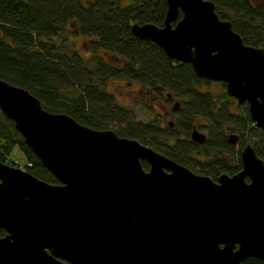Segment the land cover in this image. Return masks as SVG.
I'll return each instance as SVG.
<instances>
[{
	"label": "water",
	"instance_id": "water-1",
	"mask_svg": "<svg viewBox=\"0 0 264 264\" xmlns=\"http://www.w3.org/2000/svg\"><path fill=\"white\" fill-rule=\"evenodd\" d=\"M166 2L164 25L134 22L131 33L224 82L264 128V48L246 44L211 0ZM0 109L58 180L0 161V264L264 261V159L252 144L241 149L238 172L214 179L138 139L51 112L2 78ZM191 139L204 144L207 135L194 126Z\"/></svg>",
	"mask_w": 264,
	"mask_h": 264
},
{
	"label": "trees",
	"instance_id": "trees-1",
	"mask_svg": "<svg viewBox=\"0 0 264 264\" xmlns=\"http://www.w3.org/2000/svg\"><path fill=\"white\" fill-rule=\"evenodd\" d=\"M211 1L246 44L264 48L262 4L252 0ZM167 8L166 0H0V78L31 91L49 111L69 114L89 127L106 129V120L125 121V126L114 130L119 136L143 143L148 140L153 149L214 179L242 168V147L237 150V144L229 142L231 132L240 139L250 136L249 143L264 159V128L256 126L248 105L242 112L234 111L236 99L227 93L215 97L203 90L211 80L199 77L191 63L173 59L153 41L131 33L134 22L164 25ZM71 24L92 38L93 52L113 54L123 62L110 64L98 58L96 68L91 69L79 55L71 58L61 52L66 42L57 39L68 36ZM111 78L137 80L158 97L171 100V94L181 99L174 125L164 130L158 123L134 121L106 91ZM218 83L225 88V83ZM71 87L76 89L68 96L66 90ZM195 125L207 130L202 145L191 140ZM15 148L27 159L25 170L48 182H58L0 109V161L8 163ZM143 166L148 169V162L144 160ZM5 234L0 228V236ZM242 264L264 261L249 257Z\"/></svg>",
	"mask_w": 264,
	"mask_h": 264
},
{
	"label": "rangeland",
	"instance_id": "rangeland-1",
	"mask_svg": "<svg viewBox=\"0 0 264 264\" xmlns=\"http://www.w3.org/2000/svg\"><path fill=\"white\" fill-rule=\"evenodd\" d=\"M89 1V0H84ZM254 2H258L264 6V0H252ZM67 37L64 34L59 37L57 41H64L65 48H61V52L67 53L69 57L72 58L74 55H79L85 63H88V66L91 69L96 68L97 60H104V62H109V58H103V51L93 52L91 48V37H87L77 31L74 24L69 26ZM66 37V38H65ZM220 81H212L209 86L204 85L203 90L211 91L215 97H219V95H223L226 93V86L223 87L222 84L218 83ZM223 83V82H222ZM75 88H68L67 95H74L73 91ZM106 91L113 95L115 103L118 108L125 109L124 111L129 112L131 118L136 122L142 123H158L162 127V129L168 128L169 122L175 120V112L172 107L175 101H178L182 104V100L179 98H174L172 100H167L166 97H158L156 94L147 90L145 86L142 85L141 82L137 80H127V79H118L111 78L107 81ZM237 105L233 106L234 111L242 112V109L247 105V103H239L236 100ZM243 106V107H241ZM150 121V122H149ZM200 123H203L200 122ZM198 122V124H200ZM106 129L115 130L120 126H125V121L120 122L119 120H106ZM197 127L207 134V130L205 128H201L199 125ZM168 132V131H166ZM169 133V132H168ZM250 136H245L241 138L237 144V150L240 147H243L247 143H249ZM148 140L146 141V145H148ZM8 163L18 166L20 168L26 169L25 166L27 164V159L24 153L19 149L15 148L13 154L10 159H8ZM199 168V167H198ZM197 168V169H198Z\"/></svg>",
	"mask_w": 264,
	"mask_h": 264
},
{
	"label": "flooded vegetation",
	"instance_id": "flooded-vegetation-1",
	"mask_svg": "<svg viewBox=\"0 0 264 264\" xmlns=\"http://www.w3.org/2000/svg\"><path fill=\"white\" fill-rule=\"evenodd\" d=\"M102 57H103V58H109L110 61H109L108 63H110V64H117L118 62H123V60H122L120 57L115 56V55H113V54L106 53V52H103ZM212 81H214V80H212ZM170 99L172 100V99H174V98L171 96ZM178 110H179V109H177L176 111H178ZM173 111H174V110H173ZM176 111H174V112H176Z\"/></svg>",
	"mask_w": 264,
	"mask_h": 264
}]
</instances>
